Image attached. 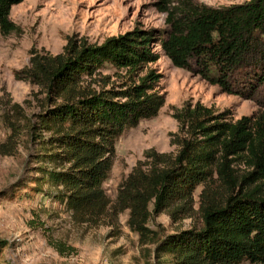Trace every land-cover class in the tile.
<instances>
[{"label":"trees","instance_id":"16d2710c","mask_svg":"<svg viewBox=\"0 0 264 264\" xmlns=\"http://www.w3.org/2000/svg\"><path fill=\"white\" fill-rule=\"evenodd\" d=\"M23 2L0 0L1 37L20 32L11 11ZM157 6L167 15L161 34L136 29L101 45L70 41L57 56L32 57L24 78L55 99L30 127V143L40 146L33 161L44 164L32 169L40 174L34 181L61 188L55 198L83 222L110 209L129 210L130 228L142 243H156L169 264H264V111L232 121L185 103L173 114L181 132L172 141L177 154L146 152L148 163L121 185L114 206L105 194L119 138L165 105L162 75L150 68L160 60L155 44L176 68L225 93L264 99V0L218 9L195 0H158ZM108 69L125 71L134 82L122 90L84 86L89 79L100 84L97 76ZM40 130L49 136L40 139ZM235 167L247 173L239 176ZM200 187V227L164 238L149 229L150 218L163 213L175 222L192 218ZM6 246L0 241V254Z\"/></svg>","mask_w":264,"mask_h":264},{"label":"rangeland","instance_id":"374dc122","mask_svg":"<svg viewBox=\"0 0 264 264\" xmlns=\"http://www.w3.org/2000/svg\"><path fill=\"white\" fill-rule=\"evenodd\" d=\"M212 8L231 7L249 0H195ZM158 0H24L14 6L11 20L20 32L0 36V241L7 246L0 264H169L171 257L156 252L157 244H144L128 222L130 211L108 214L83 222L55 198L62 192L49 183L38 186L40 174L32 169L44 165L33 161L40 146L30 143V127L39 125V116L55 104L46 87L26 80L25 71L36 55L57 56L66 45L103 44L107 39L136 29H168L167 15L159 11ZM160 60L151 65L162 75L159 90L165 105L159 115L127 130L116 144L114 165L103 189L110 205L117 202L119 189L140 163H148L146 152L175 156L172 144L181 135L173 117L185 103H200L216 113H227L237 121L264 111L262 96L247 97L225 93L201 75L176 68L159 44L154 45ZM87 80L92 89L122 90L134 81L125 71L108 69ZM135 80V79H134ZM98 81V79H97ZM57 103L60 100L56 101ZM40 139L49 136L40 130ZM11 155H10V154ZM147 171L148 167H141ZM242 176L245 167H235ZM43 187V191L36 187ZM202 187L194 195V216L175 222L167 213L152 216L148 227L160 238L200 227ZM153 210V205H150ZM248 264V263H247Z\"/></svg>","mask_w":264,"mask_h":264}]
</instances>
